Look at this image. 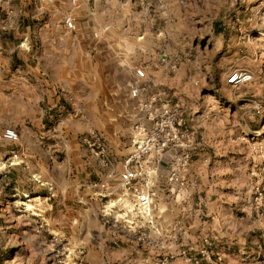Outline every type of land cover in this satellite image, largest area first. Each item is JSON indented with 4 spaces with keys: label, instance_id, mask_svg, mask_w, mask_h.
<instances>
[{
    "label": "rangeland",
    "instance_id": "374dc122",
    "mask_svg": "<svg viewBox=\"0 0 264 264\" xmlns=\"http://www.w3.org/2000/svg\"><path fill=\"white\" fill-rule=\"evenodd\" d=\"M117 1L109 20L118 29L114 32L105 29L106 36L122 52L133 54L134 59H147L155 63L154 70L158 66L163 69L161 77H157L161 86L154 84L148 75L143 99L154 100V106L171 104L189 139L190 163L197 153H204L202 162L209 168L220 169V162L236 165L231 174L215 172L202 182L196 175L188 180L189 164L183 174L185 186L188 183L196 188L202 184L211 189V198L206 199L222 198L228 208L229 229L234 231L238 264H264V0ZM64 2L71 8L80 4V0ZM39 3L40 0H6L0 26L3 47L16 41L21 44L14 34L17 27L23 30L24 26L37 27L43 22L42 14H37L41 9ZM55 7L61 9L59 4ZM14 9L16 15L12 13ZM35 42L39 47L40 42ZM126 43H132V49L124 50ZM236 71H247L251 80L230 84L228 78ZM136 80L135 76L128 85L126 109L121 113H113L112 108L105 112L96 99L98 106L89 108L91 113L86 114L79 99L60 89L59 105L44 115L39 130L25 131V138H33L35 132L38 139L54 142L59 138V126L69 122L68 117L81 127L76 139L87 149L86 138L92 135L100 138L106 147V163L96 156L105 167L111 166L106 137L126 143L124 148L133 150L141 129L153 125L147 119L148 113L139 107V101L130 95ZM113 86L116 84L110 83ZM111 97L110 102L117 100ZM7 119L8 115L0 114V137ZM18 157V153H13V161L20 162ZM39 182L38 177L29 179L23 172L19 177L0 175V264H89L87 248L92 242L74 241L70 226L47 222V217H58L59 212L55 208L46 209L39 201L55 205L53 198L28 193ZM93 184L97 186L98 182ZM205 193L199 192L191 200L207 214ZM119 197L111 200L110 207L115 210L114 220L125 221ZM195 208L191 206L188 212ZM188 212L186 215L194 218ZM99 217L98 220L107 221L106 217ZM150 219L152 223L142 216L135 223L142 232L149 233L151 228H159L154 210ZM126 224L130 229L136 225ZM183 232L178 230L179 236ZM117 244L121 243L112 242L111 246Z\"/></svg>",
    "mask_w": 264,
    "mask_h": 264
},
{
    "label": "crops",
    "instance_id": "0c3cea01",
    "mask_svg": "<svg viewBox=\"0 0 264 264\" xmlns=\"http://www.w3.org/2000/svg\"><path fill=\"white\" fill-rule=\"evenodd\" d=\"M40 1L37 14H42L43 22L37 27L24 26L23 30L17 27L14 34L21 44L17 41L5 47L0 44V114L8 115L4 125L16 124L21 136L17 143L0 140V175L19 177L23 172L29 179L38 177L40 184H34L28 193L53 198L55 205L39 201L46 209L55 208L59 212L58 217H47V222L70 226L74 241L92 242L87 248L89 264H161L163 260L167 264H238L234 231H230L226 216L228 208L221 197L211 201V189L202 184L196 188L188 183L180 187L169 181L168 165L173 150L149 159L151 167L157 170L154 216L159 228L145 233L137 224L130 229L126 221L114 220L115 210L110 207L111 200L121 195L122 163L132 150L124 148L126 143L106 137L112 164L105 167L77 141L81 127L68 117L69 122L59 126V138L54 142L38 139L35 132L33 138H25V131L39 130L44 115L59 105L60 89L79 99L86 114L99 103L105 112L112 108L113 113H121L126 109L125 98L128 85L136 76L135 67L145 65L153 83L162 85L157 80L163 74L161 66L154 70V62L134 59L133 54L122 52L106 36L105 29L109 28L108 32L118 29L109 20L117 0H80L76 8L63 5L64 0L51 4ZM12 13L16 15V9ZM65 15L75 19L78 24L75 29L66 27ZM34 41H39L40 46ZM127 49H132V43L125 44L124 50ZM16 66L19 68L14 70ZM110 83L116 86L110 87ZM111 96L117 100L110 102ZM13 153L19 154L20 162L13 161ZM205 156L204 153L194 156L186 169L188 180L196 175L203 182L209 174H231L236 169V165L222 162L220 169L209 168L202 162ZM206 160L209 162L210 157ZM94 182H98L97 186ZM202 191H206L207 214L191 200ZM191 206L196 208L189 213ZM187 212L194 214V218H189ZM99 215L107 221L98 220ZM182 229L184 232L179 236L178 230ZM112 242L121 244L111 246Z\"/></svg>",
    "mask_w": 264,
    "mask_h": 264
},
{
    "label": "built area",
    "instance_id": "2783aa9c",
    "mask_svg": "<svg viewBox=\"0 0 264 264\" xmlns=\"http://www.w3.org/2000/svg\"><path fill=\"white\" fill-rule=\"evenodd\" d=\"M47 3H54L55 0H45ZM77 3L78 0H72ZM6 0H0V26L2 27V8ZM64 23L68 29H75L76 23L72 16H66ZM136 82L130 90L133 99L139 101V107L147 112V119L152 122L149 128H142L140 137L135 140L133 150L127 155L122 163L120 176V188L122 195L117 201L123 207V214L126 222L136 224L138 218H148L152 223L151 215L156 203L155 175L157 170L150 165V157L160 156L166 151L173 150L174 156L170 162L169 180L177 183L180 187L185 186L183 174L191 161V154L188 151L189 139L181 128V122L177 118L173 107L169 102H163L154 106V100L143 99L148 74L143 67L135 69ZM252 75L247 71H236L232 73L228 82L232 85H239L251 80ZM20 129L16 124H8L1 134L0 140L18 142ZM89 150L99 156L104 163L106 147L97 136L85 139ZM130 197L129 200H126ZM135 215V217L133 216ZM136 220H134V218ZM161 264H167L166 260Z\"/></svg>",
    "mask_w": 264,
    "mask_h": 264
}]
</instances>
